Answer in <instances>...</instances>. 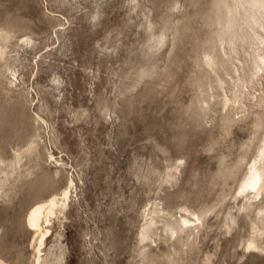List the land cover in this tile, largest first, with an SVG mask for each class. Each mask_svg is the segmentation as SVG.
I'll return each mask as SVG.
<instances>
[{
    "label": "rangeland",
    "instance_id": "rangeland-1",
    "mask_svg": "<svg viewBox=\"0 0 264 264\" xmlns=\"http://www.w3.org/2000/svg\"><path fill=\"white\" fill-rule=\"evenodd\" d=\"M263 58L264 0H0V264L67 189L41 264H264Z\"/></svg>",
    "mask_w": 264,
    "mask_h": 264
},
{
    "label": "bare ground",
    "instance_id": "bare-ground-1",
    "mask_svg": "<svg viewBox=\"0 0 264 264\" xmlns=\"http://www.w3.org/2000/svg\"><path fill=\"white\" fill-rule=\"evenodd\" d=\"M26 41H28V39H26ZM261 181L262 177L259 172H253L249 180L241 188L240 194L243 196H249L251 193H256V195H259L262 187V184H260ZM69 194L70 190L67 189L62 193L61 197L53 195L48 200L38 202L30 209L26 217V224L28 228L34 231H38L41 234L39 237L38 258L36 264H41L42 262V248L45 245L50 234V230L47 229V227L51 224L52 217L56 216L59 207L61 205L65 206L68 203L70 198ZM192 214L195 215V218H191L188 216L183 217L184 225L182 226L189 229H195L199 227L201 218L195 213ZM45 224L47 225L45 226ZM44 228H46V230Z\"/></svg>",
    "mask_w": 264,
    "mask_h": 264
}]
</instances>
